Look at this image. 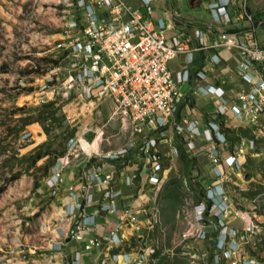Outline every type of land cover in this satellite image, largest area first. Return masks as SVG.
<instances>
[{
	"label": "built area",
	"instance_id": "obj_1",
	"mask_svg": "<svg viewBox=\"0 0 264 264\" xmlns=\"http://www.w3.org/2000/svg\"><path fill=\"white\" fill-rule=\"evenodd\" d=\"M157 1L63 0L56 38L39 47L43 50L38 54L47 65L45 73L30 79L23 75L17 82L18 89L30 92L38 106L52 103L64 107L83 101L87 108L78 113L89 110L88 115L94 104L108 101L112 105L109 120L117 122L118 146L100 149L111 143L102 136L103 125L90 141L75 135L67 138L64 153L55 161L61 166L72 162L80 170L78 188H68L70 202L65 209L74 218L68 240L80 244L71 264H82V252L92 250L101 253L92 264L148 262L156 251L151 246L133 249V263L119 248L130 240L124 233L127 229L136 241L142 240L139 232L150 230L152 210L157 209L155 199L169 163L178 156L179 143L195 160L204 155L213 173L211 184L202 186L198 176L200 188L193 183L185 190L181 214L188 226L182 238L212 242L213 264H264V244L260 255L255 251L256 238L262 236V229L254 224L255 206L245 212L234 211L239 219L248 214L246 227L235 228L226 222L232 210L226 188L228 176L236 174L247 156L264 157V150L254 139L230 148L224 134L231 116L249 126L264 120V43L257 36L263 21L249 12L247 0H210L206 9L212 27H174L166 18L172 16L169 11L164 13L168 22L154 18ZM205 51L211 53L213 67L222 62L219 53H238L235 77L245 86L231 93L209 77L207 67L194 68L195 53ZM178 56L185 60L173 72L169 62ZM201 80L206 84H200ZM189 82L194 84V93L216 101L202 128L197 120L178 116L184 103L179 87ZM96 138V148H90ZM165 147L168 150L164 152L161 148ZM55 165L50 169V188L56 187L60 177ZM97 191L95 199L93 193ZM92 205L95 209L89 211ZM97 212L116 215L115 227L98 234ZM55 248L61 249L59 245Z\"/></svg>",
	"mask_w": 264,
	"mask_h": 264
},
{
	"label": "rangeland",
	"instance_id": "obj_2",
	"mask_svg": "<svg viewBox=\"0 0 264 264\" xmlns=\"http://www.w3.org/2000/svg\"><path fill=\"white\" fill-rule=\"evenodd\" d=\"M205 5L203 0L202 6ZM247 8L259 21H263L257 36L264 43V0H247ZM62 10L63 0H0V264H46L44 259L47 257L42 254L47 239L40 231V219L50 204L49 195L43 189V180L53 157L49 154L35 160L36 156L45 151L61 150L68 131L90 141L99 134L103 125L102 136L111 143L109 146L101 145L100 149L114 148L121 143L116 130L117 122L109 120V106L97 107L88 115L89 110H86L83 117L84 113L79 114L85 109L82 101L71 102L64 107L63 104L56 107L48 103L57 109L54 122L47 119L24 125L27 118H37L39 112L50 108L44 107L48 104H34V96L18 89L17 82L23 75H28L30 79L45 73L47 65L38 54L43 50L39 47H43L41 44L44 41L56 38ZM188 90V83L180 86L182 93ZM74 116L78 118L72 120ZM62 119L66 125L57 126ZM42 125L49 129L47 135ZM237 133L243 139H254L264 150V120L258 126L238 128ZM232 138L235 139V134L231 135ZM82 143L86 148V143ZM161 149L165 152L168 147ZM186 153L191 157L189 152ZM177 158L169 163L164 174L165 181L155 199L157 209L152 210L150 230L139 232L140 241L132 236L128 244L133 249L151 246L159 250L157 258L168 257V261L162 260L161 264H213L209 241L182 238L188 226L181 214L185 190L193 183L200 188L196 178L202 173L205 177L206 170L203 168L201 171L196 160L185 166ZM245 159L236 174L229 175L226 180L232 205L226 222L229 218L240 221L234 211L245 212L254 205L252 210L257 214L254 224L262 229V236L255 242V251L260 255L264 244V201L259 200V197L264 198V157L247 156ZM15 175L16 179L11 180ZM170 179L174 183L167 189L169 199L162 202L160 197ZM254 199L259 201H252ZM154 261L153 264L159 263L157 259ZM222 264L228 263L225 261Z\"/></svg>",
	"mask_w": 264,
	"mask_h": 264
},
{
	"label": "crops",
	"instance_id": "obj_3",
	"mask_svg": "<svg viewBox=\"0 0 264 264\" xmlns=\"http://www.w3.org/2000/svg\"><path fill=\"white\" fill-rule=\"evenodd\" d=\"M131 2L130 0H127ZM203 0H158L153 9L154 18H164L167 22L166 18H169V22L175 26L186 24L194 30L202 29L205 30L209 27H212L213 21L211 16L206 9V6L210 0H205L206 5L202 6ZM134 3V2H133ZM169 11L172 13L171 17H166L164 13ZM170 34V32H169ZM210 52H197L194 55L193 67L199 68L201 66L207 67L206 70L209 72V77L215 80V83L222 85L225 89L229 90L231 93L238 91L240 88H243L245 85L241 83L235 77V67L240 60V56L235 51H225L219 53L222 55V62L218 67H213L212 63L209 61ZM184 56H178L172 59L169 62V69L173 72L180 69L182 64L184 63ZM210 70V71H209ZM189 90L183 93L184 96L189 95V101H185L181 104V108L179 110V117H189L197 120L199 127L202 128L207 122L208 117L214 111L216 106V101L211 99L209 96L201 95L199 93H194L192 90L193 82H189ZM200 84H206V80H201ZM181 86V85H180ZM180 89V87H179ZM93 105V104H90ZM87 108V104L83 105ZM104 106H109L112 108L110 102L105 101L101 104H94L90 108L95 110V108ZM37 124V123H35ZM38 125V124H37ZM40 127V126H39ZM250 126L244 122L239 121L235 117H229L227 125L224 129V134L226 138L229 140L230 145L232 147L237 146L238 144L246 143V139H243L237 133L238 128H249ZM41 132V128H40ZM171 134V131H169ZM39 133V132H38ZM235 134V139H231V135ZM172 135V134H171ZM238 136V137H237ZM242 138V140H239ZM248 139V138H247ZM98 143V138L93 142L92 148H96ZM182 148L184 145L179 143ZM116 147V146H114ZM186 151V149L184 148ZM187 152V151H186ZM61 155L57 156L60 157ZM49 166V169L46 173V176L43 180V189L44 192H47L50 198L49 208L45 211V214H41L40 219V231L47 239L45 249H43V256H46L45 262L46 264H71L72 255L75 250L80 249V244L74 242L73 240H68V234L70 229L73 226L74 218L68 215L65 211L67 210V205L70 202V198L68 196V188L74 187L78 188L79 185V169L75 168L72 165V162L66 164V166H61L60 162H55L56 158ZM175 160V158L173 159ZM178 160V158H177ZM196 162H199V168L203 171V168L206 170V176L203 177V173L200 177V183L202 186H206L207 184L212 183V170L211 165L209 164L207 158L202 155L198 157ZM246 162V159L244 160ZM243 162V163H244ZM55 165L56 169L60 171V177L56 187H49V184L52 183V179L49 178L51 175V168ZM103 169H105L104 163L101 164ZM104 171V170H103ZM46 178H49L46 180ZM121 187V184H118ZM95 190V189H94ZM126 192H131L126 191ZM99 196V192H94L93 197L96 199ZM118 207H120L118 205ZM249 208V207H248ZM95 206L92 205L88 210L94 211ZM95 219L97 222L98 234H102L104 231L111 230L115 227V222L117 220L116 215H106L103 212H97L95 215ZM239 219V218H238ZM229 218L228 224L235 228H244L247 226L249 222L248 214L243 216V219L240 221ZM47 227V228H46ZM127 229L124 233L128 236L126 238H132L133 235L129 234V230ZM50 231V232H49ZM136 234V233H135ZM59 245L61 247L60 250H57L55 247ZM119 252L127 253L131 257V262L133 263L134 257L132 256L133 248L128 244V239L123 242L122 247L119 248ZM100 250H92L88 252H82V264H92L98 257L100 258ZM224 263V262H223ZM108 264H115L108 262ZM116 264H124L122 261Z\"/></svg>",
	"mask_w": 264,
	"mask_h": 264
},
{
	"label": "trees",
	"instance_id": "obj_4",
	"mask_svg": "<svg viewBox=\"0 0 264 264\" xmlns=\"http://www.w3.org/2000/svg\"><path fill=\"white\" fill-rule=\"evenodd\" d=\"M254 17H255V15H253ZM36 70H38V69H36ZM44 107L45 108H50L49 110H47V111H41V112H39L38 113V116H37V118H35V117H30V118H27L26 119V122L24 123V125H28V124H31V123H33V122H41L42 120H47V119H51V121L52 122H54L56 119H57V117L55 116V113H56V111H57V109L55 108V107H53V105L52 104H48V105H44ZM63 120V121H62ZM58 124H57V126H64V125H66L65 124V122H64V119H62ZM42 129H43V131H44V133L47 135L48 133H49V129L46 127V125L44 126V125H42ZM74 135V133H73V131H68V135L65 137V139H64V142H63V146H62V148H61V150H59V151H50V153H49V151H45L43 154H39V155H37L36 156V158H35V160H39V159H41L43 156H48L49 154H52V159H51V163L54 161V158L55 157H57V156H59V155H62L63 153H64V150H65V140H67V138H69V137H72ZM177 149H178V159H179V161L181 162V163H183V165H185L186 166V163H188L189 164V166L193 163V162H195V159L193 158V157H189L188 156V154L186 153V151L184 150V148H182V146L179 144V145H177ZM187 164V165H188ZM51 165V164H50ZM49 165V166H50ZM47 172V171H46ZM14 179H16V175L15 176H13L12 177V179L11 180H14ZM36 182V181H35ZM172 182H173V179H170L168 182H167V184L165 185V187H164V189H163V192L165 191H167V189L169 188V185L170 184H172ZM174 183V182H173ZM36 184V183H35ZM167 186V187H166ZM163 192H162V196L160 197V199H161V201L163 202V200L164 199H169V196H168V191L165 193V195H163ZM210 245H211V248L209 249V252H210V259H211V257H212V255H213V253H212V242L210 243ZM159 254H160V251L158 250V251H155L150 257H149V260H148V264H153L154 262H156V261H154L155 259H157V260H159L158 262L159 263H155V264H161V262H162V260H167L168 261V257H166V256H161V257H159V258H157L158 256H159ZM209 259V260H210ZM154 261V262H153ZM151 262V263H150ZM167 264H173V263H167Z\"/></svg>",
	"mask_w": 264,
	"mask_h": 264
},
{
	"label": "water",
	"instance_id": "obj_5",
	"mask_svg": "<svg viewBox=\"0 0 264 264\" xmlns=\"http://www.w3.org/2000/svg\"><path fill=\"white\" fill-rule=\"evenodd\" d=\"M189 98H190L189 95L184 96V100H185V101H189ZM71 234H72V231L69 232V236H70ZM214 235H215V233L212 234V236H214ZM68 239H69V238H68Z\"/></svg>",
	"mask_w": 264,
	"mask_h": 264
},
{
	"label": "bare ground",
	"instance_id": "obj_6",
	"mask_svg": "<svg viewBox=\"0 0 264 264\" xmlns=\"http://www.w3.org/2000/svg\"><path fill=\"white\" fill-rule=\"evenodd\" d=\"M82 102H83V101H82ZM84 104H86V103L83 102L82 105H84ZM90 104H93V103H90ZM82 142H83V141H82ZM82 145H83V143H82ZM92 145H93V144H92ZM92 145H88V146H89L90 148H92V147H91ZM46 228H47V227H46ZM49 232H50V231H49Z\"/></svg>",
	"mask_w": 264,
	"mask_h": 264
}]
</instances>
